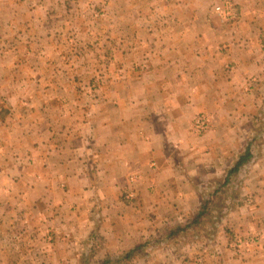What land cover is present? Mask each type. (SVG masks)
Listing matches in <instances>:
<instances>
[{
    "label": "crops",
    "instance_id": "crops-1",
    "mask_svg": "<svg viewBox=\"0 0 264 264\" xmlns=\"http://www.w3.org/2000/svg\"><path fill=\"white\" fill-rule=\"evenodd\" d=\"M229 1L234 19L214 23L206 14L180 20L199 28L157 51V103L122 97L68 125L33 114L26 119L30 128H16L14 142L0 137V154L7 153L0 157V264H113L149 245L168 248V259L159 264L174 262L176 222L192 217L191 205L200 201L182 171L215 172L213 181L221 186L228 179L222 161L227 151L218 147L220 160L214 151V125L195 140L189 122L205 113L218 131L226 114L259 116L264 103V0ZM208 2L182 0L203 11ZM20 7L22 2L10 5ZM211 27L222 33L212 34ZM259 149L247 174L252 201L260 203L248 207L255 229L264 225V143ZM244 167L235 164L228 173L239 179ZM257 251L239 264H264V246Z\"/></svg>",
    "mask_w": 264,
    "mask_h": 264
},
{
    "label": "rangeland",
    "instance_id": "rangeland-1",
    "mask_svg": "<svg viewBox=\"0 0 264 264\" xmlns=\"http://www.w3.org/2000/svg\"><path fill=\"white\" fill-rule=\"evenodd\" d=\"M208 1L205 4L210 8L203 11L187 8L182 0H174L172 5H167L171 0H0V101L20 102L15 107L0 104L1 139L6 144L7 140L14 142L16 128H30L31 121L26 119L33 114H47L53 123L59 119L68 125L106 111L122 97L151 98L157 103V51L178 45L179 34L199 28L179 25L180 20L206 14L214 23L235 18L229 0ZM20 2V10L10 8ZM13 12L18 13L17 19ZM168 18L174 24H168ZM210 32L222 33L214 27ZM226 108L227 113L232 111L231 104ZM258 109L259 116L254 117L250 111L241 118L226 114L218 131L205 113L195 114L189 122V134L195 140H201L214 125V151L220 160L218 147L226 149L222 161L228 179L221 186L213 181L215 172L209 176L182 171L200 201L192 203V217L176 222L181 224L170 248L172 264H239L259 256L256 250L264 246V225L255 229L249 223L248 207L260 203L252 201V183L247 178L264 143L260 136L264 132V103ZM199 115L208 122L201 134L192 126ZM43 126L39 120L38 133ZM182 141L179 138V143ZM247 147L252 156L244 163L241 177L235 179L228 171ZM124 195L132 197L129 192ZM149 246L122 255V261L113 264H159L161 258L168 259V248L160 251Z\"/></svg>",
    "mask_w": 264,
    "mask_h": 264
},
{
    "label": "built area",
    "instance_id": "built-area-1",
    "mask_svg": "<svg viewBox=\"0 0 264 264\" xmlns=\"http://www.w3.org/2000/svg\"><path fill=\"white\" fill-rule=\"evenodd\" d=\"M217 10L219 11L220 8H217ZM192 126L197 134H201L206 131L208 127V122L204 116L199 115L193 119Z\"/></svg>",
    "mask_w": 264,
    "mask_h": 264
},
{
    "label": "trees",
    "instance_id": "trees-1",
    "mask_svg": "<svg viewBox=\"0 0 264 264\" xmlns=\"http://www.w3.org/2000/svg\"><path fill=\"white\" fill-rule=\"evenodd\" d=\"M251 156H252V155H251L250 148L247 147V149L245 150L244 154L241 155V156L239 157V159H238L236 165H238V166H243L244 163H245L246 161H248V160L250 159Z\"/></svg>",
    "mask_w": 264,
    "mask_h": 264
}]
</instances>
